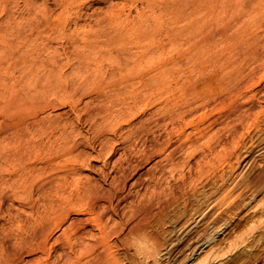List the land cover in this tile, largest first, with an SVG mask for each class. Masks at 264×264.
I'll list each match as a JSON object with an SVG mask.
<instances>
[{
    "label": "rangeland",
    "instance_id": "rangeland-1",
    "mask_svg": "<svg viewBox=\"0 0 264 264\" xmlns=\"http://www.w3.org/2000/svg\"><path fill=\"white\" fill-rule=\"evenodd\" d=\"M112 3L116 8L123 7L125 14L131 13L130 19L135 23L140 20L139 26L138 24L132 26L134 22L129 25L127 36H136L139 34V29L151 33L140 46L130 51L144 55L143 60L138 58L133 65L135 69L146 70L153 76L164 77L187 74V67H191L195 78H202L209 83L213 79L212 64H219L228 52L224 38L228 16L224 8L216 6V0L0 1V116L4 114L6 105H9L10 109L18 105V107L36 109L40 115L39 119H44L45 123L62 120L61 126H52L45 130L46 134H40L45 144L32 156L41 160L33 161L32 166L27 162L31 169L32 167L36 169H32L36 171L34 177L39 176L38 180L36 178L35 180L41 184L38 187L31 185L28 190L32 191L34 188L32 191L34 193L29 192V195L35 198L33 200L36 201L34 206L36 210L39 208L38 210L42 211L46 208L44 206L50 197L52 200H48V207L56 203V199L64 197V202L68 205H71L72 200L76 202L74 203L76 207L78 205L83 207L81 205L83 203L89 204L85 212H92L90 199L82 202L73 197L74 193L79 191L80 185L76 186L77 182L75 183L72 177L70 181H66L63 177L58 180L59 178L56 177L57 170L55 172L54 168L59 169L62 165L71 166L70 164L75 162L74 154L82 155L79 161L81 167L78 166L80 170L75 175V179L79 178L81 179L79 181L84 183L93 181L96 189L110 190L121 188L116 185L117 182L113 181V178L116 173L120 174L117 166L119 164L120 168L125 158L132 157L135 164L136 161L141 162V169L137 173L150 169L159 160L158 156L145 154V151L149 150L145 144L149 130L157 134L163 131L154 123L146 127L152 118L162 114L157 111L159 95L151 99L152 103L142 102L134 111L128 112L127 117L131 121L129 124L118 119L102 122L103 115L97 116L96 122L89 117L92 108L100 103L96 98L100 88L93 79L83 80L82 77L88 70L92 71L98 65L106 68L114 59L113 56L118 55L115 49L123 48L122 44L124 46L123 42H117V48L116 45L115 47L100 45L95 49L88 46L102 29L109 30L110 27L118 29L127 22V18L120 14L122 16L116 21L107 20L102 25L96 23L97 19L106 16L107 6ZM167 4L172 7L176 4V8L161 10V7ZM114 14L118 15V10L114 11ZM44 16L50 17L51 24L43 25L40 32H34L32 35L31 30H35V26L33 27L35 21ZM94 16H98L96 20ZM261 19H264V12ZM16 47L38 48L36 53L27 56V60L37 63L34 67H24L21 63L16 70L11 69L6 73V68L15 63L16 54H12V51ZM110 50L114 51L113 56ZM86 54H90V57ZM52 57H56L58 61L54 66L48 60ZM120 57L124 58L122 55ZM261 69L264 73V64ZM74 85H81L86 93L84 92L83 95L77 93L72 97L71 90ZM11 86H15L21 97H26L19 100L17 105L5 102L8 100L5 96ZM27 92L32 94L28 98ZM57 94L63 97V105L52 108L50 101ZM190 98H198V95L195 93ZM214 105H209L207 110L209 134L200 141L206 151L209 146V152H206L208 163L204 164V173L200 174L197 170H193L192 179L185 186L184 195L174 198L172 188L169 187L176 184L184 173L190 172L188 171L190 161L195 162L202 157L200 153L195 155V158L180 155V165L174 169H167L166 180L163 182L165 191L154 202V211L157 213L150 217L149 229L157 240L153 239L143 246L149 249L150 244L157 243L160 252L154 254L146 250L147 252L136 253L133 247L129 250L121 249L116 252L120 264H192L203 262L208 253H211L209 264H259L258 258L264 251V208H255L264 203V185L248 191L243 197L244 200H236V196L247 183L264 178V123L261 128L243 130L242 136L236 135L233 138L232 123H213L225 111V108ZM119 110L122 111L124 108ZM203 127L202 125L201 128ZM62 130L68 131L71 135L70 141L62 146L67 151L59 158L52 157V153L58 149L55 141L61 137ZM49 138L51 141L48 142ZM1 142L2 146L6 143ZM2 146L0 145V149L3 148ZM235 147H237L236 152L230 155ZM238 157L239 161H237ZM37 161L40 163L37 164ZM48 163L50 166H47ZM9 169L8 165L0 166V175L10 177ZM64 170L66 169H62V172ZM137 176L136 172H133L131 179ZM222 178L225 179L224 186H222ZM71 181L74 182L73 185ZM60 183L65 186L62 188L63 191H60L61 186H58L61 185ZM148 187L149 182L145 186H139L137 189H140V195L133 192L128 197V201L120 203L121 217H115L112 226L126 223L132 213L131 210L135 206L143 205L142 199H147L150 194L151 189ZM56 188H59L60 192H56L58 191ZM23 192L24 189L21 194L25 196ZM4 193L3 191L0 193V230L11 227L12 223L6 221L11 216L20 215L27 220V215L32 211L28 204H25V207L17 202L13 205ZM205 196L209 198L207 203H204ZM56 205L58 206L59 203L57 202ZM42 206L44 208L40 209ZM64 215L65 212H62L59 216ZM205 225L208 230H205ZM3 230L0 231L1 235L4 234ZM205 233L209 236L214 235V241L196 257L186 255V243L189 240H198V237L204 236ZM249 237L250 239L243 243ZM233 246L238 247L234 253L228 255V251Z\"/></svg>",
    "mask_w": 264,
    "mask_h": 264
},
{
    "label": "bare ground",
    "instance_id": "bare-ground-1",
    "mask_svg": "<svg viewBox=\"0 0 264 264\" xmlns=\"http://www.w3.org/2000/svg\"><path fill=\"white\" fill-rule=\"evenodd\" d=\"M216 6L224 8V12L228 16L224 31L228 52L219 64L214 63L215 66L212 64L211 76L213 79L209 83L202 78H195L192 75L191 67H187V74L164 77L153 76L148 74L146 70L133 68L138 58L143 60L144 55L138 54L139 52L130 53V51L140 46L141 42L151 33L139 29V34H135L136 36H127L128 30H130L129 25L134 20L130 19L131 13L125 14L123 7L116 8L114 3L107 6L106 16L97 19L96 23L102 25L107 20L110 22L116 21L123 15L127 18V22L118 29L114 27H110L109 30L102 29L88 45L90 48L95 49L100 45L115 47L117 42L124 43V46L123 44L121 46L123 48L115 49L118 55H112L114 47L113 50H110V54L114 59L109 62L106 68L103 65H98L96 69L88 70L82 77L83 80L93 79L100 88L96 96L100 103L92 108L89 117L96 122V117L103 115L102 122L118 119L123 123L127 121L125 123L129 124L131 121L127 117L128 112L134 111L142 102L152 103L151 99L159 95L160 100L157 101V105H159L157 111L162 112V114L157 118H152L146 127L154 123L166 133L162 134L163 131H161L160 134H157V132L151 130L148 132L149 135L145 139V144L149 147V150L145 151V154L158 156L159 159L150 169L137 173L141 169V162L136 161L138 160L136 159L137 163L135 164L132 157L125 158L120 164V168L118 164L120 161L116 162L120 174L116 173L113 181L117 182L118 187H121L117 190L96 189L93 181L84 183V181H79L81 180L79 178L75 179V175L78 174L79 167H81L79 166L81 154L73 155L75 162L73 161L74 163L70 164L71 166L62 165L59 169L54 168L55 172L57 170L56 177L59 178L58 180L63 177L67 181L72 177L74 182H77H75V185H80L79 191L74 193L73 197L77 200H84V202H86V199H90V209L92 211L90 213L85 212L89 204H81L82 201L80 204L83 207L80 205L76 207V204H74L76 202L72 200L71 205H68L64 202V197L56 199L59 203L58 206L54 200L56 203L48 207L49 203L47 202L52 200L50 197V200L46 201V205H43L46 208L40 207V209L44 208L42 211H39V208L36 210V207H34L36 201L33 199L35 198L31 194L29 195V192L34 191V188H31L32 191L28 190L31 185L38 187L41 184L36 181L39 176L34 177L36 171L33 170L36 169L32 167V170L30 167L33 165V161L41 160V158H34L32 154L39 151L42 145L45 144L40 134L52 128V126H61L62 120L58 119L55 122L45 123L44 119H39L40 115L36 109L18 107L19 100L26 99V97H21L15 86L10 87L8 94L5 96V98L8 97V100L5 102L6 104L17 105V107L10 109L8 108L9 105H6L4 114L0 116V142H6L3 146L0 144L3 147L0 149V166L8 165L10 167V174H8L10 177L0 175V193L1 191L6 192L7 195L5 193L4 195L13 205L16 202L24 207L25 204H28L32 211L30 215H27L28 208L26 212L24 210L27 220L20 215L11 216L9 220H6L9 224H12L8 229H2L3 235L0 234V264H120L116 252L121 249L129 250L133 247L136 253L147 252L146 250L154 254L160 252L157 243L150 244L149 249H145L143 246L153 239L157 240L149 229L150 217L157 213L154 211V202L165 191L163 190V186H165L163 182L166 180L167 169H174L180 165V155L195 158V155L200 153L202 157L195 162L188 161V171L190 172L188 174L184 173L176 184L169 187L172 188L174 198L184 195L185 186L191 181L193 170H197L200 174L204 173V164L208 163L206 152H209V146L206 151L200 141L209 134V114L207 113L209 105L215 104L214 107L225 108L224 113L216 118L213 123H232L233 138L236 135L242 136L243 130L261 128L264 123V73L261 69L264 64V19H261L264 12V0H216ZM170 8L175 9L176 4L173 7L168 4L164 5L161 10ZM116 10L119 12L118 15L114 14ZM97 17H95V20ZM50 24L51 19L49 16H44L35 21L33 25L35 30H31L32 35L34 32H40L41 27ZM136 24L139 26L140 20L132 26ZM38 50V48L27 47L13 48L12 54H16L15 63L8 66L5 72L8 73L11 69L16 70L21 63L24 67H34L37 62L27 60V56L36 53ZM86 55L90 57V54ZM120 55L124 58H121ZM48 60L52 66L58 63L56 57ZM194 66L196 67V65ZM71 92L73 97L77 93L83 95L85 91L81 85H74ZM195 93L198 98H190ZM31 95L30 92H27V98ZM62 100L63 97L57 94L50 101L52 108L62 106ZM117 108H124V110L121 111ZM202 125L203 128H201ZM62 132L61 137L55 141L58 149L52 153V157L59 158L65 155L67 151L62 146L70 141L71 135L66 130H62ZM49 141H51V138H49ZM73 142L75 141L73 140ZM177 143L179 144L177 145ZM103 145L105 146V144ZM162 146L163 148H161ZM237 146L240 145L237 144ZM128 149H125L126 152H129ZM235 150H237V147L232 150L230 155H233L236 152ZM109 154H111L110 150ZM239 159L238 157L237 161ZM39 163L40 161L37 164ZM47 166H50V164ZM62 169L66 170L62 172ZM113 169L115 170V168ZM133 172H136L138 176L132 180ZM130 180L132 181L130 182ZM222 180V186H224L225 179L222 178ZM74 182H72V185ZM147 182H149L148 188L151 190L148 194L149 197L142 199L143 205L135 206L131 210L132 213L126 223L112 226L115 217H121V202L128 201V197L133 192L140 195L141 191L137 188L145 186ZM169 184L171 185V183ZM259 185H264L263 177L247 183L237 194L236 200H244L243 197L248 191L262 187ZM58 186H61L59 187L61 190L59 188H56V190L63 191L62 188H65L63 184ZM23 189L24 192L28 191L25 192V196L21 194ZM59 190L56 192H60ZM208 199L205 196L204 203H207ZM236 203L238 204L237 201ZM257 208H264V203L259 204L255 209ZM62 212H65V215L59 216L62 215ZM3 213L5 214V212ZM13 226L17 228L15 229ZM204 228L208 230L207 225ZM219 230H221V227ZM214 239V235L209 236L205 233L204 236H199L198 240H189L185 245L186 255L196 257ZM249 239L250 237L246 238L243 243ZM237 247H231L227 254L234 253ZM209 254L211 253L207 254L203 262H193L192 264H209L211 261ZM258 263L264 264V251L259 256Z\"/></svg>",
    "mask_w": 264,
    "mask_h": 264
}]
</instances>
